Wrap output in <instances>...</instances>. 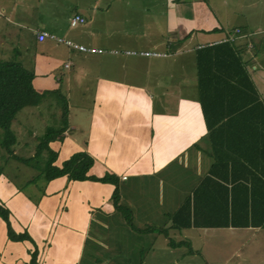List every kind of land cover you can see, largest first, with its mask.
I'll list each match as a JSON object with an SVG mask.
<instances>
[{"label":"crops","instance_id":"0c3cea01","mask_svg":"<svg viewBox=\"0 0 264 264\" xmlns=\"http://www.w3.org/2000/svg\"><path fill=\"white\" fill-rule=\"evenodd\" d=\"M169 1L156 0L155 14L165 17V27L154 25L137 34L119 26L114 12L104 17L116 0L85 5L76 0H0V18L7 21L0 26L10 27L0 28V51L6 38L15 42L20 48H16L17 61L23 65L27 52H32L28 58L32 84L39 92L59 89L63 94L65 90L66 99L77 94L75 98L82 100L88 84L94 85L86 125L73 121L78 113L72 117L69 112L63 139L49 143L58 153L54 164L61 166L73 153L87 151L94 157L89 174L119 176L120 203L130 209L133 223L140 213L150 215L148 226L138 227L161 226L159 217L167 215L169 237L190 241L198 253L207 245L211 257L219 256L227 264L244 251L238 264H253L255 256L258 264H264V36L248 34L264 33V0H257V13L252 15L228 14L223 0L215 6L209 0ZM128 5L129 0L121 13L126 26ZM91 11L92 20L102 14L97 28L86 25L72 33L70 19L75 14L87 19ZM235 28L242 31L230 48L235 56L227 50L228 59L211 69L220 75L200 77L210 71L200 73L199 52L207 58L204 47L221 43ZM41 30L109 52L138 48L168 55L127 57L124 64L108 53L91 63L81 51L55 39L39 41ZM140 62L145 63L139 69ZM96 66L110 68L112 74L100 71L93 80L91 70ZM126 66L139 78L114 76ZM77 81L82 87L73 91L72 83ZM21 132L16 133L19 143L33 147ZM43 181L22 187L0 173V201L12 211V226L18 232L27 229L36 241L37 264H83L89 240L97 235L95 229L107 227V218L119 212L112 200L115 185L67 176ZM153 190L162 197L160 209L144 200L143 194L148 197ZM179 208L191 210L199 226L171 227V215ZM156 242H151V252L113 254L106 264L122 258L124 262L118 264H164V253L155 250L163 246L181 251V258L188 253L184 245L170 246L167 236L163 246ZM32 248L28 240H9L0 217V264H25Z\"/></svg>","mask_w":264,"mask_h":264},{"label":"rangeland","instance_id":"374dc122","mask_svg":"<svg viewBox=\"0 0 264 264\" xmlns=\"http://www.w3.org/2000/svg\"><path fill=\"white\" fill-rule=\"evenodd\" d=\"M62 1V0H61ZM77 2H81L80 5H85L86 3H89L93 0H76ZM127 0H116V2L113 4V8L109 11H106L104 13V17L107 16L108 13L114 12L113 18L118 19V25L122 26L125 29H134L137 34L141 33L143 30H146L147 28L154 27V25H158L159 29L160 27H165L166 25V19L164 16H160L155 14L156 10L159 8V4L156 3V0H129V5L126 7V14L129 17V22L126 26V22H122L121 13H124V2ZM171 1H177L178 0H170ZM222 0H209V2L215 6L217 2H221ZM228 6L226 7L228 9V14H233L237 12L239 15H252L253 12L257 13V0H223ZM60 4V3H59ZM70 5V4H65ZM61 7V6H60ZM117 10L118 12L114 11ZM218 10V9H217ZM160 12V11H159ZM120 16H118V14ZM87 19H85V22L78 23L75 26H71L72 33L79 32L83 29L86 25H93V28L96 27L98 23H101L102 14H98V16L93 17L92 20V11L87 13ZM120 17V18H119ZM108 19V18H106ZM87 20V21H86ZM92 20V22H90ZM109 20V19H108ZM256 20V18H255ZM5 21V17L2 16L0 18V22ZM7 22V21H5ZM11 23V22H9ZM91 23V24H90ZM3 27H8L7 25H2L0 28L3 29ZM120 27V28H122ZM97 28V27H96ZM236 28L234 29V31ZM133 31V32H135ZM262 31V30H261ZM260 31H256L254 33L248 32L250 36L255 37H262L264 36V33H259ZM242 33V31H241ZM204 34V33H200ZM247 35V34H246ZM212 38V37H209ZM10 39L13 40V37H10ZM131 41L138 42L136 39H131ZM9 41L7 38L2 45L1 42V51H0V60H12L17 61L18 60V53L17 49L19 48L15 42ZM100 44L101 43L94 42L93 45ZM97 48H101L102 52H88V51H81L87 58L86 60H89L91 63L95 62V59L100 57H107L105 54H111L118 58V61L121 63L127 64L124 61H126L127 57H133L134 59H140L139 57H142L141 55H134L130 54L129 56H126L125 50L122 49H115L112 52H109L104 47L99 46H93ZM130 47V46H127ZM130 48H135V46H132ZM20 49V48H19ZM138 49V48H137ZM132 50V49H129ZM74 51V50H73ZM77 51V49H75ZM80 51V50H78ZM32 54L30 51L27 52V59L26 63L24 65L25 68L32 71L31 64L29 56ZM136 57V58H135ZM174 57V55L172 56ZM171 57V58H172ZM145 62H140L139 69L144 66ZM59 68L56 69L59 71ZM72 70V69H70ZM104 72L106 74L111 73L112 70L110 68H104L100 69L94 67L91 70V77L95 73L98 72ZM64 76L66 77L68 75V70H64ZM72 74L71 72L69 73ZM92 77V79L94 78ZM114 76H118L120 78H128V79H138L139 77H136V75L132 72H128V66L125 67V69H120L119 71H115ZM68 77V76H67ZM94 80V79H93ZM73 85V91L78 90L80 91V82L77 81V83H72ZM89 90L87 94H83V99H76L75 94L74 96H70V99H66V92L63 90V94H54L50 93L46 95L40 103L36 105H28L25 106L22 110L18 112L16 115L14 121L12 122L11 128L12 130L19 135V130L22 132L20 133L21 137H25L26 140L29 142V145H33V147L28 148L27 146L22 145V143H19V139L17 140L16 136V142L12 145V151L15 155L20 157H29L33 153H35L36 146L39 142V136H42L46 132V128L48 126H54V127H60L63 123V110H64V103L65 101L70 102V109H68V113L70 112V116L74 117L75 113H78V117H74L73 121H77L83 126L86 125V121L89 118L88 114L91 110L93 95H94V85L88 84ZM50 88V87H49ZM68 104V102H67ZM67 113V114H68ZM69 126V124H68ZM67 126V127H68ZM32 131L31 134L29 131ZM17 131V132H16ZM38 135V137L35 138V135ZM4 136V130L0 128V173L3 172L9 176L18 186L26 187L28 180L33 178L37 173L38 170L36 167H33L31 165L25 164L23 161L16 159L13 154H10L1 144L2 139ZM19 144V145H18ZM40 183H43V179H39ZM152 187L156 190L158 188L156 185H152ZM28 190L32 191L31 188H27ZM143 197H146L144 200L146 201V204L150 205L153 204L152 207H158L161 208L160 204L162 197L160 195H156L155 190L152 191V195H149L148 197L146 194H143ZM141 198H139L140 200ZM143 200V199H142ZM150 202V204H149ZM140 207L144 205L143 202H139ZM151 206V205H150ZM119 210V209H117ZM127 215L132 218V214L129 211L126 210H119L118 214H116L113 217H108L107 221L104 223L107 225L105 228H101L99 230L95 229L97 233L95 238H90L88 243V252L86 254V258H84L83 264H106L110 261H112L111 256L113 254H120L121 257H123V254H128L129 252H134L138 255H142L147 252H151L152 249H150V246L152 245L154 239L158 242V246L163 243V240L165 237H168L169 239H173L174 241H177L180 237H169L171 235V232L169 230V221L166 218L167 215L164 217L162 215L159 217V219H162L163 222H161V226H155L154 228H151L150 230H138L134 229L133 225L136 228L142 229L143 227L140 226H148L147 220L151 219L149 214H143L140 213L138 215L140 219L136 220L135 224L132 223L133 221L129 220L127 218ZM146 215V216H145ZM152 216V215H151ZM130 218V219H131ZM27 230V229H26ZM28 231V230H27ZM152 232H156L155 235H153ZM29 232V231H28ZM181 234V233H178ZM93 239V240H92ZM156 242V243H157ZM170 242V240H169ZM163 246V244H162ZM161 246V247H162ZM159 252L164 253L165 258H163L162 261H165L164 264H176L175 260H179L178 264H226L225 260L219 256L211 257L209 252L207 251V245H205V251H202L200 253H186L183 258H181V251L174 252L169 247H162L159 249H155ZM247 252V249L245 250ZM241 253H244L242 251ZM241 253L240 254H234V257L228 259L227 264H238L241 260ZM170 255V256H169ZM172 259V260H169ZM125 259H120V261L116 262L122 263ZM174 260V261H173ZM173 261V262H172ZM259 260L257 259V256H255V260L253 264H258Z\"/></svg>","mask_w":264,"mask_h":264},{"label":"trees","instance_id":"16d2710c","mask_svg":"<svg viewBox=\"0 0 264 264\" xmlns=\"http://www.w3.org/2000/svg\"><path fill=\"white\" fill-rule=\"evenodd\" d=\"M232 45L233 42L226 41L204 47V53H207L208 57L204 58V55L201 56L202 52H199L198 55L200 56H198V64L200 66V73L209 70L210 75L200 74V77L203 75L211 78L218 77L217 75L219 74V71L218 74H214L211 69L215 63L217 64V62H220L222 65V63L225 62V59H228L227 50H229ZM231 53L234 55L232 50ZM214 55H216L215 58ZM236 59L240 60V57L237 56ZM217 68H219V66H217ZM33 78L34 73L25 68L19 61L0 60V128L4 130L1 144L10 154H13L16 159L23 161L27 165L36 167L38 170V173L28 180L27 183L30 184L37 182V180L41 178L45 181H49L61 176H67L69 180H95L109 182L115 185L112 193V200L116 209L129 212L130 209L120 203L119 176L112 172H106L101 177L89 174L88 171L94 163V157L87 151H77L73 153L68 159L63 161L61 166L54 164L58 153L50 147L49 143L56 139L62 140L64 137L63 133L68 126L67 101H65L63 106L62 125L60 127L48 126L46 128V132L42 136H39V142L33 155L30 157H20L13 153L12 145L16 142V135L12 130L11 125L18 112L25 106L40 103V101L50 93L60 94L59 89L45 90L43 92L37 91L32 84ZM11 215L12 211L10 208L4 202L0 201V217L6 223L8 239L13 241H30L33 244V248L28 250L30 253V259L25 264H37L39 249L36 241L26 229L18 232L13 228ZM127 218L130 221L132 220L128 215ZM171 220V227L173 226L178 229L189 227L194 224L199 226L200 224V222L193 219L191 210L184 211L182 208H179L171 215ZM133 227L138 230L151 229L146 227L140 229L136 228L134 225ZM169 240V244L172 247L184 245L187 247L188 252L198 253V251L193 249L188 240Z\"/></svg>","mask_w":264,"mask_h":264},{"label":"built area","instance_id":"2783aa9c","mask_svg":"<svg viewBox=\"0 0 264 264\" xmlns=\"http://www.w3.org/2000/svg\"><path fill=\"white\" fill-rule=\"evenodd\" d=\"M85 22V17L80 15V14H75L71 19H70V24L72 26H75L78 23H83ZM241 29L236 28V30L231 31L228 36L224 37L220 42H226V41H231L233 42L236 39L237 35H240ZM39 41H44L47 38H52L55 39L57 42L64 43L68 47L72 49H77L80 51H88V52H102L103 50L101 48L93 47V46H88L79 42L74 41L73 39L61 37V36H56L46 30H41L38 31L37 35ZM115 50V49H114ZM112 50V51H114ZM126 53L128 54H134V55H141V56H166L168 55V52L165 51H158V50H139V49H132V50H125Z\"/></svg>","mask_w":264,"mask_h":264}]
</instances>
